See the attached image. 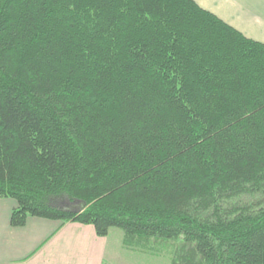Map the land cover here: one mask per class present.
<instances>
[{"label": "trees", "instance_id": "1", "mask_svg": "<svg viewBox=\"0 0 264 264\" xmlns=\"http://www.w3.org/2000/svg\"><path fill=\"white\" fill-rule=\"evenodd\" d=\"M3 199L14 228L264 264V44L193 0H0Z\"/></svg>", "mask_w": 264, "mask_h": 264}, {"label": "crops", "instance_id": "2", "mask_svg": "<svg viewBox=\"0 0 264 264\" xmlns=\"http://www.w3.org/2000/svg\"><path fill=\"white\" fill-rule=\"evenodd\" d=\"M193 1L247 39L264 44V0ZM15 208V201L0 200V264H108L110 235L100 238L93 226L32 217L14 228Z\"/></svg>", "mask_w": 264, "mask_h": 264}, {"label": "rangeland", "instance_id": "3", "mask_svg": "<svg viewBox=\"0 0 264 264\" xmlns=\"http://www.w3.org/2000/svg\"><path fill=\"white\" fill-rule=\"evenodd\" d=\"M58 204L60 207H69L66 202H59ZM119 235L121 242H117ZM110 236L108 264H171L174 251L179 246V243L150 240L148 251H143L138 247L131 248L133 249L131 250L124 245L123 233L120 230H112Z\"/></svg>", "mask_w": 264, "mask_h": 264}]
</instances>
